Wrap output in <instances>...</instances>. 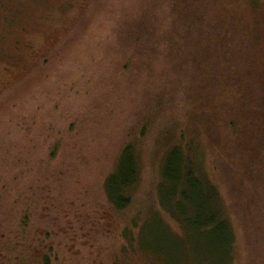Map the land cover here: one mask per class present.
I'll use <instances>...</instances> for the list:
<instances>
[{"label":"rangeland","instance_id":"1","mask_svg":"<svg viewBox=\"0 0 264 264\" xmlns=\"http://www.w3.org/2000/svg\"><path fill=\"white\" fill-rule=\"evenodd\" d=\"M259 4L0 0V250L17 255V264H43L17 249L39 227L50 235L42 237L50 264H202L217 257L210 236L167 231L158 186L169 145L181 138L197 151L198 116L214 115L203 90L214 50L242 44L233 70L242 87L264 94ZM190 20L195 38L181 39ZM246 109L249 118L254 111ZM127 143L139 152L140 177L132 205L116 211L102 182ZM208 159L236 234L233 264H264L262 185H248L247 209L243 200L235 204L224 173L219 178Z\"/></svg>","mask_w":264,"mask_h":264},{"label":"trees","instance_id":"2","mask_svg":"<svg viewBox=\"0 0 264 264\" xmlns=\"http://www.w3.org/2000/svg\"><path fill=\"white\" fill-rule=\"evenodd\" d=\"M248 2L252 8L257 9L264 0ZM194 23L195 21L190 20L188 27L180 30L177 36L181 39L195 38ZM242 50L243 45L237 42L214 50V73H207L208 78L203 86L208 110L214 112V115L198 116L199 124L195 127L197 151L192 144H182L180 138L172 142L165 151L161 168L157 211L161 213L167 231L174 235L184 232L206 238L210 236L207 246L214 248V256L218 252L217 257L205 259L202 264H233L236 247L233 223L225 213L219 187L212 174L207 171L208 158L214 159L211 163L219 178L224 173L230 186L229 195L234 198L235 204L243 200L247 203L244 205L247 209L252 198L248 185H262L264 193V94H260L257 89L249 90L240 85L242 77L236 76L233 67L234 62L240 61ZM247 105L254 111L249 118L246 115ZM140 132L145 133L142 128ZM140 168L136 145L125 144L117 156L113 170L102 182V192L112 210L122 211L132 205V197L139 183ZM240 194L245 196L239 198ZM235 204L233 207H236ZM38 205L39 202L34 204L35 207ZM25 217H22L21 222H27L28 215ZM173 225L176 226L175 229ZM140 229L141 227L138 228ZM42 237L50 239L48 232L38 227L32 237L21 240L17 249H20V254L25 249L26 255L29 253L43 264H50L49 255L42 253L47 247ZM75 238L72 235L70 245L76 243ZM48 249L52 253L51 248ZM11 254L10 251L0 250V262L17 264L19 257H12Z\"/></svg>","mask_w":264,"mask_h":264}]
</instances>
